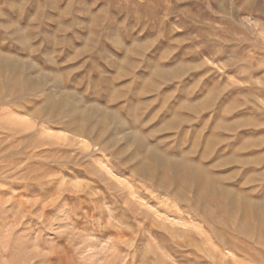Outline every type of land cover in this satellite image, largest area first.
<instances>
[{
    "label": "rangeland",
    "instance_id": "1",
    "mask_svg": "<svg viewBox=\"0 0 264 264\" xmlns=\"http://www.w3.org/2000/svg\"><path fill=\"white\" fill-rule=\"evenodd\" d=\"M0 55V264H264V0H0ZM24 131L76 163L10 166Z\"/></svg>",
    "mask_w": 264,
    "mask_h": 264
},
{
    "label": "bare ground",
    "instance_id": "2",
    "mask_svg": "<svg viewBox=\"0 0 264 264\" xmlns=\"http://www.w3.org/2000/svg\"><path fill=\"white\" fill-rule=\"evenodd\" d=\"M0 67L2 68H6L11 70L12 72L15 71V69L17 68V64L15 63V61L7 56H2L0 55ZM8 72V71H7ZM11 73V72H10ZM9 74V73H8ZM10 75V74H9ZM20 78V77H18ZM21 79V78H20ZM19 79V80H20ZM18 80V79H17ZM18 80V81H19ZM21 81V80H20ZM13 82V81H12ZM16 83V82H14ZM43 81L42 80H38L37 84H31L29 85V90L27 92H23L21 89H18V86H14L13 88L16 91L15 95H6L7 99H5L6 101H11V100H17L18 98L23 97L25 93H29L31 95H36V93L38 92L40 86H43ZM17 84V83H16ZM30 105L34 102V99H29L27 100ZM80 106H77L74 102L68 100L67 98H64L61 95H52L51 93H48L44 96V104H43V109L45 110V113L42 112V114H38L35 115V117L39 120L42 121H48L50 118L52 117H58L57 115L63 116L64 115V110L69 111V113L71 112V115H76L78 118L80 117V121H69L66 122L64 124H62L63 130H66L68 135L65 137V139L74 142L75 144L79 142V140H82L86 137H98L95 138V141H93V146L96 144L100 143L99 138L101 139L102 134L98 131H96L94 128L92 129L90 126L86 125L83 121L89 120V118H92L89 113L83 111L81 108H79ZM38 110V109H37ZM91 110V109H89ZM36 111V109L34 110ZM33 111V113H35ZM61 118V117H60ZM57 119V118H56ZM84 119V120H83ZM83 120V121H82ZM119 121V119H118ZM131 130V129H130ZM37 133H39L41 131V128L38 127L36 129ZM10 133L16 132L13 131V129L9 130ZM5 133V132H4ZM129 135V134H128ZM127 135V136H128ZM6 136V135H5ZM7 137V136H6ZM12 138H14L15 140L10 142L9 147H16L17 149H15L14 151L11 150L12 152H15L14 154L11 153L12 155H16V153H19V157L16 158H12L9 161L10 163H23L24 160L26 159H32L34 156H42L45 159H47L46 165L50 164L48 167H46V170L49 171V167L53 168L56 167L58 169H62L64 170L65 168H67V165L73 163H76L75 161L77 159L76 156H73L71 153L73 151H71V149H69V146L67 145L66 148L63 147V145H58V147H49L48 142H45L41 139L40 134L38 135V139L33 138L32 137V133L28 132V131H24L22 132L20 135H11ZM84 137V138H83ZM3 139H0V142ZM47 146L44 147L43 149H40V151L38 153H35V151H33V149L42 147V146ZM27 147H31V150H27ZM81 148V147H80ZM89 148V147H88ZM75 149V148H74ZM73 150V149H72ZM75 151V150H74ZM55 153V154H51V153ZM80 152V151H79ZM20 154H22L23 156H20ZM151 154V152H150ZM160 154V153H159ZM75 155V154H74ZM158 155V153H157ZM33 160L27 161L23 164V168L17 167L18 170L23 169L22 173L26 174L28 172H30V170L32 171L33 169H37L38 168V164L41 163L40 160H36V162H31ZM62 163V164H61ZM8 164V165H9ZM64 167H61V166ZM179 165V164H178ZM11 166V164H10ZM8 167V166H7ZM15 167V166H14ZM145 167V166H144ZM177 164H174V169H178L177 168ZM6 168V167H5ZM181 168V167H180ZM183 168V167H182ZM40 169V168H39ZM38 169V170H39ZM1 170V169H0ZM9 170V169H8ZM41 170V169H40ZM34 171V170H33ZM37 171V170H36ZM43 171V170H41ZM51 171V170H50ZM143 171V170H142ZM141 171V172H142ZM35 172V171H34ZM183 172V171H182ZM181 172V173H182ZM16 173V172H15ZM18 174V173H17ZM22 177V174H21ZM50 178V177H49ZM179 178V177H178ZM36 179V178H35ZM211 183V181H210ZM219 189V188H218ZM216 193V192H215ZM188 195V194H187ZM204 195V194H203ZM177 196V195H176ZM228 196V195H227ZM100 198V197H99ZM98 198V199H99ZM189 198V197H188ZM187 198V199H188ZM209 199V198H208ZM236 199V198H235ZM219 200V199H218ZM186 201V200H185ZM189 201V200H188ZM230 201V200H229ZM205 202V201H204ZM209 202V201H208ZM211 202V201H210ZM239 202V201H238ZM219 203V201H218ZM247 203V201H246ZM99 204V203H98ZM218 206V205H217ZM212 207V206H210ZM209 207V208H210ZM221 207V206H220ZM219 207V209H220ZM247 209V208H246ZM201 212V211H200ZM221 212V211H220ZM200 214V213H199ZM215 216V215H213ZM208 222V221H207ZM119 229V228H118ZM179 243V242H178Z\"/></svg>",
    "mask_w": 264,
    "mask_h": 264
}]
</instances>
